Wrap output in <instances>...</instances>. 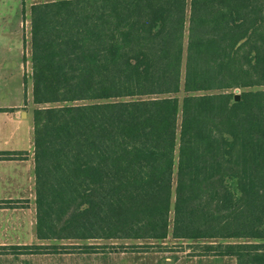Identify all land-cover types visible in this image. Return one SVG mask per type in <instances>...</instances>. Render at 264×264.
Returning <instances> with one entry per match:
<instances>
[{"label":"trees","instance_id":"1","mask_svg":"<svg viewBox=\"0 0 264 264\" xmlns=\"http://www.w3.org/2000/svg\"><path fill=\"white\" fill-rule=\"evenodd\" d=\"M30 1L37 239L264 264V0Z\"/></svg>","mask_w":264,"mask_h":264},{"label":"crops","instance_id":"2","mask_svg":"<svg viewBox=\"0 0 264 264\" xmlns=\"http://www.w3.org/2000/svg\"><path fill=\"white\" fill-rule=\"evenodd\" d=\"M12 5L20 8L17 22L11 25H8L7 11L0 8V151L6 152L0 158V226L6 232L4 238L0 239V245L26 244L8 241L7 231L12 230L15 224H12L13 213L16 210L21 212L26 207L15 205L13 199L29 198V206L34 209L32 199L35 197L33 124L32 135L31 125L27 127L25 141L20 131L26 120H32L35 106L31 102L28 47L23 34L21 37V29L28 22L29 15L26 7L23 17L21 0H0V7ZM202 258H219L234 264L230 258L216 256H193L187 262L196 264L195 260Z\"/></svg>","mask_w":264,"mask_h":264},{"label":"rangeland","instance_id":"3","mask_svg":"<svg viewBox=\"0 0 264 264\" xmlns=\"http://www.w3.org/2000/svg\"><path fill=\"white\" fill-rule=\"evenodd\" d=\"M31 3L30 0L26 2L27 6ZM7 11V21L8 25L16 23L19 15L20 6H6L0 7ZM22 8V7H21ZM29 18L28 22L23 24V28L21 31L24 35L25 44H27V53L29 56ZM233 93H239L240 90L238 88L231 90ZM179 98L182 97L183 92H179L176 94ZM30 127V133L32 135V120L25 121L21 131V136L23 135L24 141L26 137L27 127ZM23 133V134H22ZM14 204L19 206H26L24 209L20 211L16 210L13 213L12 230L9 229L7 231L8 241L14 242H24V243H59L66 245L65 248H61V253L59 254H20L18 256H13L8 253H0V264H86L76 258V254L74 253L71 245H75L77 243H93V244H107L108 246L104 249L107 254L102 257L100 254H93L91 259H93L95 264H156L153 259L165 258L166 264H188V259H191L192 256H187L186 251H191V248L188 247L189 240H177L173 241L170 238L165 239L161 243V247L155 244H149L144 252H142L143 248L140 246H135L136 248H131L129 245L132 243L139 245L140 240H104V239H89V240H74V239H62V240H39L35 236V223H34V209L29 206L31 199L23 198V199H13ZM34 202V199H32ZM24 202V203H23ZM17 203V204H16ZM22 203V204H21ZM24 204V205H23ZM28 206V207H27ZM9 216V215H8ZM5 233L0 226V239H3ZM126 245V246H120ZM166 247V248H164ZM182 249V250H180ZM73 251V252H72ZM178 251V252H173ZM185 251V252H183ZM173 253H177L178 260H173L171 255ZM195 260V259H192ZM196 264H230L228 261H224L219 258H202L196 259Z\"/></svg>","mask_w":264,"mask_h":264},{"label":"water","instance_id":"4","mask_svg":"<svg viewBox=\"0 0 264 264\" xmlns=\"http://www.w3.org/2000/svg\"><path fill=\"white\" fill-rule=\"evenodd\" d=\"M233 96H234V99H235V100H238V99H239V94H238V93H234Z\"/></svg>","mask_w":264,"mask_h":264}]
</instances>
